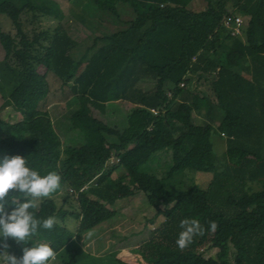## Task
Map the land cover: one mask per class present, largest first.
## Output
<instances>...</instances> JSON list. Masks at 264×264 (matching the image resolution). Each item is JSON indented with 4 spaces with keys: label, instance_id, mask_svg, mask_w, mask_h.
Returning a JSON list of instances; mask_svg holds the SVG:
<instances>
[{
    "label": "trees",
    "instance_id": "1",
    "mask_svg": "<svg viewBox=\"0 0 264 264\" xmlns=\"http://www.w3.org/2000/svg\"><path fill=\"white\" fill-rule=\"evenodd\" d=\"M91 1L117 18V4H129L135 18L97 37L93 47L104 44L77 61L59 7L0 0V88L8 92L6 105L20 114L13 121L0 116V158L20 155L42 176H61L60 188L30 209L40 220L55 217L54 228H40L27 244L9 239V253L20 257L24 247L46 243L56 252L50 264H79L76 240L116 215L107 204L143 192L162 205L155 216L166 215L139 246L150 264H264V0H205L201 10L190 7L193 0ZM230 14L246 18L241 34L224 25ZM2 15L11 29L2 27ZM42 16L57 23L38 30ZM196 76L209 82L215 99L193 87ZM65 94L78 103L68 118L84 135L81 145L63 146L54 127L49 105ZM115 101L132 106L124 127L96 115ZM214 126L226 137L222 172L211 142ZM167 149L172 165L164 178L142 171ZM112 157L118 161L110 165ZM118 167L124 173L113 176ZM188 170L213 173L210 187L167 188L165 181ZM249 182L261 188L246 189ZM236 183L240 193L231 194ZM69 215L75 229L66 223ZM185 218L199 220L206 231L181 251L176 240ZM209 221L217 223L215 232ZM206 248L214 255L206 256Z\"/></svg>",
    "mask_w": 264,
    "mask_h": 264
},
{
    "label": "rangeland",
    "instance_id": "2",
    "mask_svg": "<svg viewBox=\"0 0 264 264\" xmlns=\"http://www.w3.org/2000/svg\"><path fill=\"white\" fill-rule=\"evenodd\" d=\"M47 4L56 5L61 11L65 13L62 23L66 27L69 34L75 40L76 47L72 50L75 60H86L92 56L104 43L96 41L95 48L93 44L97 37L109 35L111 33L123 30L128 26V22L135 18V13L132 7L126 3H118L117 8L119 17L97 8L91 0H40ZM205 0H193L190 7L196 10L204 8ZM29 15L26 14L24 19ZM243 24H246V18H243ZM245 21V22H244ZM2 27L5 30L12 28L11 21L5 16H1ZM57 21L42 16L36 21L38 30L48 28L55 25ZM28 25V24H27ZM28 29L32 27L27 26ZM4 51L0 45V60L3 57ZM40 74H44L45 67L39 68ZM49 82L52 83L53 76H47ZM193 87H196L202 93L206 94L211 99H215L214 92L208 81L200 77H194L192 82ZM144 86V82L142 84ZM0 88V116L13 121L20 118V114L10 105H6L8 92L1 91ZM67 93V92H66ZM69 93V92H68ZM66 95V96H65ZM49 105L50 114L54 123V127L59 137L63 142V146H77L85 142L84 135L76 129L71 128L68 114L73 111L78 103L74 96H67L65 94ZM132 106L127 102H111L107 104L106 113H97L96 115L104 120L109 125H118L124 127L127 121L129 109ZM196 116L201 114L196 113ZM197 123H200L197 121ZM211 142L214 149V159L218 171L222 172L228 158L226 156V137L217 131L216 126L211 133ZM172 165V152L170 149L155 153L152 159L142 166V171L146 173L155 174L159 178H164L167 171ZM124 173L123 167H118L114 171L113 176H118ZM213 179V173L200 171H184L165 181L167 188L171 190L187 189L191 186L197 185L202 189H208ZM241 187L238 183L235 186L229 187L231 194H239L238 188ZM251 187L252 190H258L261 185L258 183H248L246 189ZM226 192V191H225ZM225 196V195H224ZM60 200V198H58ZM54 207V204H51ZM107 206L116 211V215L101 223V226H96L87 230L81 237L76 240L80 247L83 248L87 254H83L79 264H118L117 259L131 264H150L146 254L142 252L139 247L133 242H143L144 237L150 236L153 227L159 225L166 217L163 215L155 216L157 209H163L160 203L156 205L143 193L137 192L135 195L127 198L116 200ZM176 207L174 205L169 207V216ZM71 229L77 226V220L74 216L69 215L66 221ZM104 224V225H103ZM92 232L91 238L88 233ZM115 232V233H114ZM136 232V233H135ZM114 234H132L122 238ZM126 243L124 245L121 242ZM123 245V246H121ZM206 256L214 255L215 249L206 248L204 250ZM0 264L3 261L0 260Z\"/></svg>",
    "mask_w": 264,
    "mask_h": 264
},
{
    "label": "clouds",
    "instance_id": "3",
    "mask_svg": "<svg viewBox=\"0 0 264 264\" xmlns=\"http://www.w3.org/2000/svg\"><path fill=\"white\" fill-rule=\"evenodd\" d=\"M60 182L61 176L56 171L42 176L28 167L26 159L20 155L0 158V260L3 264H50L55 260L56 252L46 243L24 247L23 255L17 257L9 253L7 241L12 239L18 244H27L33 241L40 228H54L55 217L40 220L30 209H37L38 201L50 198L60 188ZM179 227L182 231L176 245L181 251L193 242L194 237L203 236L206 231L197 219L185 218ZM217 228L215 221H209L208 230L215 232ZM87 235L91 238L93 233Z\"/></svg>",
    "mask_w": 264,
    "mask_h": 264
},
{
    "label": "built area",
    "instance_id": "4",
    "mask_svg": "<svg viewBox=\"0 0 264 264\" xmlns=\"http://www.w3.org/2000/svg\"><path fill=\"white\" fill-rule=\"evenodd\" d=\"M224 25L232 30V35H238L242 33V26H243V18L240 15L230 14L225 17ZM115 161H118V158L112 157L109 160V164H115ZM83 187L81 190L85 189Z\"/></svg>",
    "mask_w": 264,
    "mask_h": 264
},
{
    "label": "crops",
    "instance_id": "5",
    "mask_svg": "<svg viewBox=\"0 0 264 264\" xmlns=\"http://www.w3.org/2000/svg\"><path fill=\"white\" fill-rule=\"evenodd\" d=\"M104 225V224H103ZM99 226H101V225H99ZM115 233V232H114ZM136 233V232H135ZM116 237L117 236H119V237H122V238H126V236H128V235H130V237H132L133 235L132 234H126V235H124V234H114ZM149 238V236L148 237H144V241H146L147 239ZM74 240V239H73ZM143 241V242H144ZM121 242L124 244V245H126V243H124L123 242V239H121ZM77 243V245L80 247V245H79V243L78 242H76ZM133 243H135L138 247L141 245V243L142 242H133ZM121 246H123V245H121ZM81 248V247H80ZM82 249V251H83V254H87V252L83 249V248H81Z\"/></svg>",
    "mask_w": 264,
    "mask_h": 264
}]
</instances>
